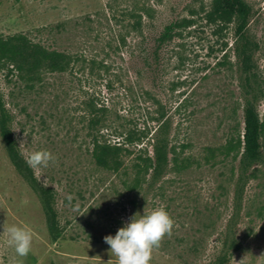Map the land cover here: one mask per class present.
I'll use <instances>...</instances> for the list:
<instances>
[{
  "label": "rangeland",
  "instance_id": "374dc122",
  "mask_svg": "<svg viewBox=\"0 0 264 264\" xmlns=\"http://www.w3.org/2000/svg\"><path fill=\"white\" fill-rule=\"evenodd\" d=\"M247 1L249 32L259 44L254 57L264 75V0ZM210 4L0 0V35L24 33L71 59L64 71L31 78L12 66L0 69V93L23 157L48 150L58 158L31 169L37 184L53 189L59 225L53 239L38 187L15 169L0 138V264H116L103 237L158 207L175 226L151 264L215 263L234 211L243 100L234 24L208 21ZM174 19L184 22L165 46L154 80L145 49ZM257 109L262 119L264 96ZM160 115L175 152L152 179L138 155L152 153ZM96 140L128 149L118 168L95 163ZM261 145L263 159L250 169L233 225L241 247L226 264H264V132ZM11 225L31 231L27 257L8 245Z\"/></svg>",
  "mask_w": 264,
  "mask_h": 264
},
{
  "label": "trees",
  "instance_id": "16d2710c",
  "mask_svg": "<svg viewBox=\"0 0 264 264\" xmlns=\"http://www.w3.org/2000/svg\"><path fill=\"white\" fill-rule=\"evenodd\" d=\"M253 15L252 5L247 0H211L206 17L211 22L234 24L235 56L241 72L240 92L243 100V132L240 144L238 173L235 183L234 211L229 219L226 234L222 239V249L214 264H226L232 250L239 249L241 243L233 232V225L238 216L242 193L250 176V169L263 159L261 139L264 132V117H259L257 104L264 96V75L261 74L254 53L259 44L249 32ZM184 20H171L166 23L151 39L145 49L146 71L155 80L161 70L162 53L167 43L177 33ZM70 56L61 51L50 50L31 41L24 33L0 35V69L12 66L20 75L37 77L44 71H64L70 64ZM156 84V83H155ZM154 117L159 122L151 137L152 153L139 154L142 166L151 170V178L158 179L169 163L171 153L175 152L166 134L167 122ZM0 138L5 151L15 169L40 191L42 207L47 218L49 233L57 239L59 225L54 210V192L50 187L37 184L31 167L23 157L11 127V114L6 108L0 93ZM131 135L129 141H133ZM138 138V137H137ZM140 139V138H138ZM227 148H233L234 141H228ZM128 150L119 144L94 141L91 154L95 163L104 168H118L122 164L121 154ZM176 158L175 154L173 155Z\"/></svg>",
  "mask_w": 264,
  "mask_h": 264
},
{
  "label": "clouds",
  "instance_id": "9594fccd",
  "mask_svg": "<svg viewBox=\"0 0 264 264\" xmlns=\"http://www.w3.org/2000/svg\"><path fill=\"white\" fill-rule=\"evenodd\" d=\"M57 157L48 150L34 151L27 163L32 168L42 169L55 164ZM175 221L163 207L148 214H135L129 222L120 227L114 236L106 235L104 242L110 246V253L116 264H151L152 254L166 236H170ZM7 243L14 248L18 257H27L32 250V233L24 227L11 225L7 228Z\"/></svg>",
  "mask_w": 264,
  "mask_h": 264
}]
</instances>
